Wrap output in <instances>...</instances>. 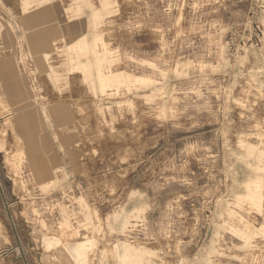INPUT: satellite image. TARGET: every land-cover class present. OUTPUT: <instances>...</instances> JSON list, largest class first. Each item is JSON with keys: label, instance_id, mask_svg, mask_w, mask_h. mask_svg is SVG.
<instances>
[{"label": "rangeland", "instance_id": "374dc122", "mask_svg": "<svg viewBox=\"0 0 264 264\" xmlns=\"http://www.w3.org/2000/svg\"><path fill=\"white\" fill-rule=\"evenodd\" d=\"M0 264H264V0H0Z\"/></svg>", "mask_w": 264, "mask_h": 264}]
</instances>
